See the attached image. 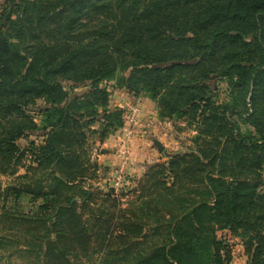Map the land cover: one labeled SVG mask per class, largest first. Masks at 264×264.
Wrapping results in <instances>:
<instances>
[{
    "label": "trees",
    "instance_id": "16d2710c",
    "mask_svg": "<svg viewBox=\"0 0 264 264\" xmlns=\"http://www.w3.org/2000/svg\"><path fill=\"white\" fill-rule=\"evenodd\" d=\"M103 82L196 131L187 152L148 168L135 199L93 184L96 142L124 127ZM20 167L4 199L42 203L3 219L30 225L37 243L23 244L43 264L76 252L101 264H231L222 231L264 264V0H5L0 174Z\"/></svg>",
    "mask_w": 264,
    "mask_h": 264
},
{
    "label": "rangeland",
    "instance_id": "374dc122",
    "mask_svg": "<svg viewBox=\"0 0 264 264\" xmlns=\"http://www.w3.org/2000/svg\"><path fill=\"white\" fill-rule=\"evenodd\" d=\"M5 0H0V14L3 10V3ZM75 93H84L89 91V83H83L75 86ZM101 87H106L108 90L111 91L110 94V105L112 108H120L116 105H123L126 107L125 115H124V131H130L133 129V127H139V131H160L162 134H166L164 137V143L161 142L163 145H170L168 152L164 151L159 153L161 157H158L157 148L154 147L153 141L151 140V137L146 138L147 141V149L154 150L153 154L154 157L147 158L145 162V169L142 171H139L137 167L133 165V162H130L129 170H128V177H127V183L126 185L114 193V197H119L121 193L128 194L131 199H135V192L137 181L142 179L144 176V173L148 170V168L156 163H166L169 160V157L171 155L179 154L182 155L184 152H187L190 148L193 147L192 139L196 135V131L194 128L189 127L187 125V122L185 121H174L170 119H166L164 121H161L159 119V110L158 105L156 102H154L150 97L145 95H127L131 101V104L127 100H122L119 97V91L114 89V83L113 82H103L101 84ZM220 91L224 92L226 89L225 83H220L219 85ZM126 96V97H127ZM124 96V98H126ZM223 98V96H222ZM127 99V98H126ZM39 106H42V102H38ZM131 106V107H130ZM142 106V108H140ZM132 109H138L141 110L139 112L138 117L134 123H130L127 120V113ZM33 112V111H32ZM127 122V127L125 126V123ZM144 124V128H141ZM146 125V126H145ZM115 135V134H114ZM113 136V135H112ZM121 140V149L118 153L117 151V164L115 168L119 167L121 164V156L123 155L124 150L129 146L132 148V142L129 141V133L122 132L120 135ZM38 138V139H37ZM111 138V136L104 142L99 143L96 142V149H94V155L97 161L99 158H101V151L107 150L108 147L112 145V142H109L108 140ZM138 138V136H137ZM154 138V137H153ZM30 139L33 141L41 142V137L36 136H30ZM125 139V140H124ZM155 139L158 140L157 137ZM22 146H25L26 142L23 140L20 142ZM170 143V144H169ZM100 149V151H98ZM180 152L182 154H180ZM132 154V150H131ZM170 154V155H169ZM120 155V156H119ZM160 160V162H158ZM26 165H28V161L24 162ZM99 164V162H98ZM101 167V164H99ZM103 167L100 168L99 172V180L98 183H93L96 186H98L101 190L106 189H112L110 186V182L112 181V177L114 174H109L105 176L103 174L104 172ZM115 169V170H116ZM138 170V172H135V170ZM114 173V172H113ZM138 173V174H137ZM25 174V168L20 167L18 169V174L15 177H9L7 175L0 174V264H43V260H40V257L37 256V254H33L29 252L31 249H28V247L24 246L26 244L25 242L30 239L33 242L37 241L35 240V237H31L26 231L28 230V227L30 225L23 224L19 226H15L12 222L4 221V214L9 213L10 215L13 214L15 218L18 217H29L30 215H34L37 213L38 205H40L42 202H32L29 197H23L21 200H17L14 198H9L7 201L4 199V192L6 189H8L11 186H16L20 181H18V176ZM138 175V176H137ZM108 191V190H106ZM126 197V196H125ZM125 197L121 198L120 206L122 208H125L128 206L127 199ZM103 198L99 197L97 199L96 204L98 206L103 205ZM218 237L221 240H224L227 245H229V248L231 250V256H232V262L231 264H249V258L245 251V246L243 241L233 236L229 231H222L218 233ZM12 241V243H11ZM24 243V244H23ZM77 257H69L70 264H101L100 259L101 257L99 255L92 256L91 258L89 256L85 257L83 253L76 252ZM42 258V257H41ZM55 263V262H54ZM53 264V263H52ZM59 264V263H55ZM64 264V263H61Z\"/></svg>",
    "mask_w": 264,
    "mask_h": 264
},
{
    "label": "crops",
    "instance_id": "0c3cea01",
    "mask_svg": "<svg viewBox=\"0 0 264 264\" xmlns=\"http://www.w3.org/2000/svg\"><path fill=\"white\" fill-rule=\"evenodd\" d=\"M118 93H119V96H120L119 98L120 99H122V100L125 99L131 104V101L129 100L130 98L128 97L129 96L128 94L123 93L121 91H119ZM124 96L125 97L127 96L126 97L127 99L124 98ZM116 106L122 107L123 110L126 111V107H124L123 105H116ZM140 108H142V106H140ZM141 111H142V109L140 110V112ZM144 124L145 123H143V126L141 128H144ZM122 132H127V134L129 133V137H130L129 141L132 142V148L130 146V149L132 150L131 162H133V165L135 167H137V169H139V171H142V170L145 169V162H146L147 158L154 157V154H153L154 150L147 149V147H146V145H147L146 143L148 141V140L146 141L147 136L151 137V134H154L151 137L152 141L153 140H157V139H155V137H157L159 142H163L164 143V137L166 135L164 133L162 134V132H160V131H139V127H133V129H131L130 132L124 131V129H121L118 132H116V134L111 136V138L108 140L109 142H112V145L107 148L109 153L101 154L102 156L98 160L99 164H101V167L107 169L109 174H114L115 173V169H116L115 166L117 164V156H116V154H117V151L119 153V151L121 149L120 148L121 147V143H120L121 137H120V135L122 134ZM137 136H138V138H137ZM163 146H164V151L168 152V149H169L170 145H166L165 144ZM159 153H161V152L158 151L157 155H158V157H161V155ZM158 162H160V160ZM137 169L135 170V172L139 173V171Z\"/></svg>",
    "mask_w": 264,
    "mask_h": 264
},
{
    "label": "built area",
    "instance_id": "2783aa9c",
    "mask_svg": "<svg viewBox=\"0 0 264 264\" xmlns=\"http://www.w3.org/2000/svg\"><path fill=\"white\" fill-rule=\"evenodd\" d=\"M139 112L140 110L138 109L130 110L127 113V120L130 123H134L138 117ZM125 126L127 127V122L125 123ZM130 162H131V149L130 147H128L124 150L123 155L121 156V164L115 170L114 176L112 177V181L110 182L111 188L114 189L115 191L122 189L126 185Z\"/></svg>",
    "mask_w": 264,
    "mask_h": 264
},
{
    "label": "water",
    "instance_id": "95a60500",
    "mask_svg": "<svg viewBox=\"0 0 264 264\" xmlns=\"http://www.w3.org/2000/svg\"><path fill=\"white\" fill-rule=\"evenodd\" d=\"M153 144L157 148L158 151H160V152L164 151L163 144L161 142H159L158 140H153ZM101 153L102 154H107V153H109V151L108 150H102ZM180 154H182V153L180 152Z\"/></svg>",
    "mask_w": 264,
    "mask_h": 264
}]
</instances>
